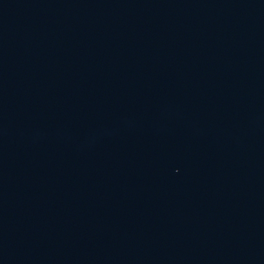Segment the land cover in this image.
<instances>
[{
	"label": "water",
	"instance_id": "1",
	"mask_svg": "<svg viewBox=\"0 0 264 264\" xmlns=\"http://www.w3.org/2000/svg\"><path fill=\"white\" fill-rule=\"evenodd\" d=\"M0 264H264V0H0Z\"/></svg>",
	"mask_w": 264,
	"mask_h": 264
}]
</instances>
